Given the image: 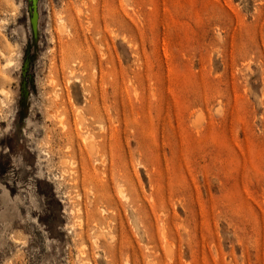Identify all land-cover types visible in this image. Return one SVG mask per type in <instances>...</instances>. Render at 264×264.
<instances>
[{"label":"rangeland","instance_id":"obj_1","mask_svg":"<svg viewBox=\"0 0 264 264\" xmlns=\"http://www.w3.org/2000/svg\"><path fill=\"white\" fill-rule=\"evenodd\" d=\"M31 5L0 0V264H264V0H38L36 38Z\"/></svg>","mask_w":264,"mask_h":264},{"label":"water","instance_id":"obj_2","mask_svg":"<svg viewBox=\"0 0 264 264\" xmlns=\"http://www.w3.org/2000/svg\"><path fill=\"white\" fill-rule=\"evenodd\" d=\"M38 22H39V11H38V0H32L31 5V25L35 38L37 37L38 32ZM28 65V61L25 62L24 70Z\"/></svg>","mask_w":264,"mask_h":264},{"label":"bare ground","instance_id":"obj_3","mask_svg":"<svg viewBox=\"0 0 264 264\" xmlns=\"http://www.w3.org/2000/svg\"><path fill=\"white\" fill-rule=\"evenodd\" d=\"M79 118H80V117H79ZM87 144H88V143H87ZM89 144H92V142H91V143H89ZM89 144H88V145H89Z\"/></svg>","mask_w":264,"mask_h":264}]
</instances>
